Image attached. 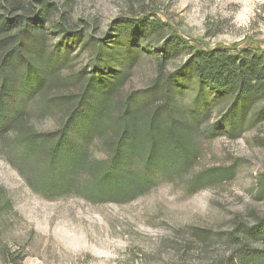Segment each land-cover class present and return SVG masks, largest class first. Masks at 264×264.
<instances>
[{"label": "trees", "instance_id": "trees-1", "mask_svg": "<svg viewBox=\"0 0 264 264\" xmlns=\"http://www.w3.org/2000/svg\"><path fill=\"white\" fill-rule=\"evenodd\" d=\"M68 20L52 0H0V149L41 197L127 203L156 177L189 168L192 137L198 123L218 114L215 106L225 104L213 133L233 137L264 120V49L192 47L151 16L121 18L99 35ZM75 45L87 53L79 69L71 65ZM143 55L158 61L152 87L114 102ZM179 55L180 67L165 75ZM191 79L194 108L184 110L179 96ZM35 112L58 118L39 132L26 124ZM95 144L103 151L98 160ZM223 238L235 251L212 264H264V220Z\"/></svg>", "mask_w": 264, "mask_h": 264}, {"label": "rangeland", "instance_id": "rangeland-1", "mask_svg": "<svg viewBox=\"0 0 264 264\" xmlns=\"http://www.w3.org/2000/svg\"><path fill=\"white\" fill-rule=\"evenodd\" d=\"M52 1L66 11L71 27L98 35L121 18L151 16L192 47L264 49V0ZM183 58L169 62L164 74L177 70ZM86 61L85 50L75 45L72 67ZM157 62L143 55L114 102L152 87ZM196 88L191 79L179 96L184 110H193ZM223 105L213 110L220 114ZM55 113H32L26 124L49 130ZM218 114L198 123L187 170L156 177L149 192L127 203H93L75 194L45 199L0 149V264H212L231 255L235 247L223 236L264 220V120L231 137L213 133ZM92 148L101 159V146Z\"/></svg>", "mask_w": 264, "mask_h": 264}]
</instances>
